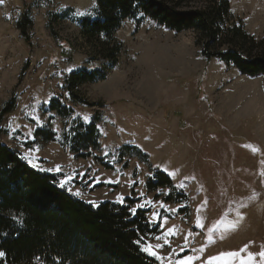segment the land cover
<instances>
[{"label":"rangeland","instance_id":"1","mask_svg":"<svg viewBox=\"0 0 264 264\" xmlns=\"http://www.w3.org/2000/svg\"><path fill=\"white\" fill-rule=\"evenodd\" d=\"M229 1L234 19L264 38V0ZM96 10L97 0H0V113L16 100L0 124V142L61 174L60 186L90 205L133 200L135 212L147 211L160 227L142 246L159 264L188 257L191 264H264V77L204 60L194 31L127 20L109 48L119 50L117 68L79 88L95 106L74 104L67 77L109 69L100 57L107 40L89 41L78 25ZM24 15L32 22L26 35ZM56 97L75 109L72 117L48 111ZM99 116L100 148L80 157L65 135ZM41 127L56 134L54 142L36 137ZM126 147L148 154V163L124 157ZM155 168L187 200L167 202L168 188L150 192Z\"/></svg>","mask_w":264,"mask_h":264},{"label":"trees","instance_id":"2","mask_svg":"<svg viewBox=\"0 0 264 264\" xmlns=\"http://www.w3.org/2000/svg\"><path fill=\"white\" fill-rule=\"evenodd\" d=\"M27 18L24 15L19 23L23 35L32 24ZM145 19L177 34L194 31L208 62L216 59L251 79L264 77V38L249 34L244 22L234 19L229 0H97L95 16L79 20L78 25L89 41L107 40L100 57L109 69L72 72L65 89L74 104L95 106L84 100L79 88L107 79L108 71L119 63V50L109 49L114 35L127 20L141 23ZM15 108L12 99L0 113V124ZM48 111L63 118L75 114L59 97L51 101ZM100 121L101 116L91 122L78 121L65 135L75 154L92 157V151L100 148ZM36 137L48 143L55 141L56 134L41 127ZM121 151L124 157L129 153L149 161L148 154L137 147ZM61 176L31 165L19 151L0 142V252L4 253L0 264H159L142 250L148 238L160 233V227L149 223L147 211L133 213L130 199L124 204L90 205L61 187ZM165 188L172 189L167 202L188 198L177 191L167 173L155 168L147 189Z\"/></svg>","mask_w":264,"mask_h":264},{"label":"snow or ice","instance_id":"3","mask_svg":"<svg viewBox=\"0 0 264 264\" xmlns=\"http://www.w3.org/2000/svg\"><path fill=\"white\" fill-rule=\"evenodd\" d=\"M78 14L79 15H82V13H78ZM61 186H63V184ZM132 211L134 213L135 212V209H133ZM201 227H203V226L201 225ZM213 230L214 229H210L209 231H213ZM143 250L144 251H150V249L148 247H145ZM150 254L155 255L156 253L155 252H150ZM3 255H4V253L0 252V256H3ZM229 255H237V254L236 253H231ZM260 255L261 256H264V253H261ZM191 260H192V258L191 257H188L186 261H181V264H191Z\"/></svg>","mask_w":264,"mask_h":264}]
</instances>
